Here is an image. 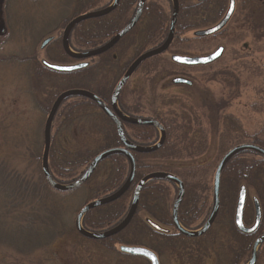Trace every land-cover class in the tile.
<instances>
[{
    "label": "trees",
    "instance_id": "obj_1",
    "mask_svg": "<svg viewBox=\"0 0 264 264\" xmlns=\"http://www.w3.org/2000/svg\"><path fill=\"white\" fill-rule=\"evenodd\" d=\"M106 1L77 0L81 8H77L72 19L106 8L109 5ZM137 2L138 0H121L118 8L110 14L77 25L70 35L71 49L83 53L105 45L129 23L132 7L136 6ZM224 2L225 0H209L205 3L192 4L183 0L176 28L177 37L189 30L203 28L206 21L215 24L222 17ZM68 21L69 19L62 23L61 29H64ZM170 24L171 16L164 8L156 2L149 1L138 25L117 47L119 48L127 39H133L134 44L138 45L137 55L152 44L155 48L159 47L167 39ZM117 47L92 59L91 67L69 74L46 69L37 63V53L17 58L23 63L36 65L31 77L29 75L27 94L34 104L35 111L42 112V119L41 121L35 119V123L29 127L18 118L10 117L6 122L0 121V246L10 248L16 255L32 256L42 253L56 241L72 237L112 255H119L117 246H140L156 253L161 264H164L163 258L172 252L173 255L179 256L178 263L195 264L191 261L194 260V256L187 253L185 248L189 250L193 247L198 248L203 239L208 238L206 236L195 239L183 235L170 237L149 225L148 222L152 221L164 228L172 226V208L179 188L166 179H153L143 187L135 217L118 235L102 240H90L79 235L74 220L76 213H79L78 210L88 202L112 195L127 182L131 164L122 154H115L103 160L92 177L82 187L72 192L53 189L44 177L42 170L44 116H48L57 97L70 90H85L105 102H110L114 88L110 92L101 90L97 81L103 73L114 72L119 68V56L115 53ZM61 54L63 61H73L65 54L62 46ZM161 58L162 56L157 59ZM40 93L45 98V103L38 100ZM119 106L128 116L138 118L139 111L124 102L123 92L119 98ZM154 119L160 122L166 131L165 144L152 153L133 152L137 169L130 189L117 201L88 212L82 222L87 231L101 233L119 225L130 211L134 192L139 183L154 173L170 174L183 182L185 195L179 208V221L183 227L194 230L196 223L205 216V209L209 205L208 184L187 179L191 172L200 168L199 165L184 167L185 161L200 156L203 151L189 154L187 150L179 149L180 146L177 144L182 140L189 143L198 142L196 136L188 140L192 132L190 131L186 132L184 139L185 132L180 133L182 128L176 122L163 121L158 115ZM75 126L87 129L93 136H100L102 145L91 148L74 143ZM11 129H16V132H12ZM123 131L129 142L142 147L153 146L160 136L159 131L151 126L124 123ZM259 144L264 147V143ZM121 147L123 144L114 123L92 100L83 96L70 97L61 103L52 124L50 175L58 184H71L85 174L99 154ZM257 179L264 181V157L259 161L246 159L245 154L233 158L222 176L223 205L229 201L235 206L240 187L245 184L254 187ZM260 196H263L261 201L264 202V194Z\"/></svg>",
    "mask_w": 264,
    "mask_h": 264
},
{
    "label": "rangeland",
    "instance_id": "obj_2",
    "mask_svg": "<svg viewBox=\"0 0 264 264\" xmlns=\"http://www.w3.org/2000/svg\"><path fill=\"white\" fill-rule=\"evenodd\" d=\"M150 1L158 3L172 15V0ZM79 5L81 4L77 0H0V121L6 122L10 117L18 118L24 121L27 127L32 126L35 119L41 121L42 112L35 111L34 104L27 94L29 75L31 77L36 65L23 63L17 58L37 53V63L40 64L42 60L53 63L63 61L61 48L56 43L43 50L41 45L45 39L63 34L62 23L66 19L72 20L77 8H81ZM228 6L229 1L226 0L221 19L225 16ZM136 7L137 5L132 7L131 18L136 12ZM207 23H203L202 30L214 26L211 22ZM195 32L196 30L192 29L182 33L169 53L161 59L148 60L138 71H134L123 91V99L128 106L139 111V117L154 118L158 115L163 121L176 122L181 126L180 133L185 132L184 139L186 132L192 131L190 138L196 136L198 142L189 143L182 140L177 144L179 149H185L189 154L203 151L200 156L185 161L184 167L200 166L198 170L191 172L187 179L208 184L209 205L206 209L210 208L211 213L214 176L223 157L242 144L264 143V0H237V7L230 22L217 35L197 39ZM132 43L134 44L133 39H127L115 50L119 56V68L99 77L97 84L101 90L112 91L123 75L126 65H130L137 56L139 47ZM152 45L144 51L155 47ZM220 46L225 48L222 58L210 65L189 69L171 61L173 55L203 56ZM177 77L192 81L193 86L176 84L173 79ZM37 98L45 103L41 93ZM214 102L221 111L219 115L216 114V108L209 107V104ZM116 104L120 109L118 99ZM46 119L47 116H44L43 127ZM11 131L16 132V129ZM73 135L74 143L80 146L98 148L103 143L100 136L91 135L83 127L75 126ZM244 154L246 159L261 160L260 156L251 152ZM255 196V192L251 190L250 206L253 205ZM74 205L77 206L76 202ZM227 207L234 206L228 204ZM210 213L203 216L194 229H198L203 221L205 223ZM77 215L78 213L74 220ZM228 220V215L224 213L220 219L222 224L214 231L213 237L218 240L215 247L209 245L212 244L211 240L204 243L207 248L205 264H219V255H214V251L208 253L213 248L217 249L215 252L220 256H232L235 244L228 233V227L224 225ZM210 238L212 236L208 239ZM120 247L117 246L118 251ZM199 249L193 247L190 250L194 263L201 260L198 259ZM262 254L264 257L263 251ZM163 259L164 264H176V257L172 254ZM0 264L149 263L144 259L126 257L121 253L108 254L91 244L69 237L56 241L48 250L32 256L16 255L10 248L0 246ZM260 264H264V258Z\"/></svg>",
    "mask_w": 264,
    "mask_h": 264
},
{
    "label": "water",
    "instance_id": "obj_3",
    "mask_svg": "<svg viewBox=\"0 0 264 264\" xmlns=\"http://www.w3.org/2000/svg\"><path fill=\"white\" fill-rule=\"evenodd\" d=\"M173 1H174V14H173V18L171 21L170 32H169V36H168L167 40L158 49L148 51L136 59V61L130 66L128 71L125 73V75L120 80L117 87L115 88L109 105L106 102H104L101 98H99L98 96H96L95 94H93L91 92H88L85 90H70V91L62 93L56 99L55 103L53 104V106L50 110L48 118L46 120L44 131H43L44 152H43V157H42V170H43V174H44V177H45L47 183L53 189H55L57 191L72 192L74 190H77L78 188H80L82 185H84L92 177V175L96 171L99 164L103 160H105L106 158H108L112 155L122 154V155L126 156L128 158V160L130 161L131 172H130V175H129L127 182L123 185V187L110 196H107L105 198H102V199L88 203L78 214L76 221H75L76 230L78 231V233L80 235H82L83 237H85L87 239L102 240V239H106L109 237L116 236L119 233H121L122 231H124L130 225V223L132 222L133 218L135 217V215L137 213V209L139 207V202H140V195H141V191H142L143 187L153 179H166V180H169L173 183H176L179 186V195H178V198L176 199V201L174 203L173 210H172L173 224L180 233H182L183 235H185L187 237H191V238L201 237L208 232V230L212 227V225L214 224V222L218 216V212H219V208H220L221 179H222L223 171H224L225 167L227 166L228 162L230 160H232L234 157H236L237 155L244 153V152H248V151L249 152H256L259 155L264 157V148H262L258 145H255V144H244V145L237 146V147L233 148L232 150H230L223 157V159L221 160V162H220V164L216 170L215 177H214V187H213L214 207H213V211L211 213V216L207 220V222L204 224V226L196 232L186 231L184 228L181 227V225L179 223L178 213H179V208H180L182 201L184 199L185 187H184L183 182L180 181L177 177L170 175V174H166V173L151 174V175L145 177L139 183V185L137 186V188L134 192V197L132 200V205H131L130 211H129L128 215L126 216V218L123 220V222L121 224H119L117 227L107 231L104 234H91L82 228V224H81L82 219L84 218V216L88 212H90L91 210H93L95 208L111 204V203L117 201L118 199H120L122 196H124L128 192V190L130 189V187H131V185L135 179L136 169H137L136 161H135L134 156H133V152L141 153V154L152 153V152L159 150L166 142V131L160 123H158L157 121L152 120V119H141V118L126 117L118 109L116 101H117L121 91L123 90V88L127 84L128 80L130 79L131 75L139 67L140 64H142L143 62H145L148 59H151L153 57H157V56L164 54L171 47V45L174 41V38H175L176 24H177V20H178V14L180 11L178 1L177 0H173ZM199 1H204V0H199ZM230 1H231L230 7H229V10H228L226 16L224 17V19L217 26H215L211 29L197 32L196 36H199V37L210 36L212 34L217 33L218 31H220L221 29H223L226 26V24L229 22L231 16L234 13V10H235L234 0H230ZM118 2H119V0H115L113 6H111L110 8H108L106 10L81 15V16L77 17L76 19H74L67 26L65 33H64L63 47L65 49V52L70 57H72L73 59H76V60L84 61L87 59H91L93 57L100 56V55L110 51L113 47H115L121 41V39L124 38L135 27V25L138 23V21L140 20L142 14H143V10H144L146 0L140 1L138 10H137L135 16L133 17V19L130 21V23L105 46H103L99 49L90 51V52L80 53V54L73 53L72 51H70L68 49L67 38H68L69 32L71 31V29L73 27H75L79 23L87 21L89 19H96V18L103 17V16L110 14L117 7ZM51 41H52V38L47 39L42 44L41 48L42 49L45 48ZM222 51H223V48H220L216 53H214L210 56H207V57H195V58H193V57H185V56H173L172 61L174 63L181 64V65H187V66L206 65V64L213 63L214 61L219 59V57L222 54ZM42 64L47 69H49L53 72H58V73H71V72H75V71H80L82 69L87 68L90 65L89 63L84 62V63H79L76 65L65 66V65H57V64L49 63L47 61H43ZM180 82L183 83L185 81L181 80ZM73 96H83V97L89 98L100 108V110L107 117H109L111 119V121L114 123V125L117 129V133H118V136L120 138L121 143L123 144V147L107 150V151L99 154L92 161L88 170L85 172V174L79 180H77V181H75L69 185H61L52 179V177L50 175V171H49V155H50V149H51V129H52V124H53V121H54V118H55V115L57 113L59 106L61 105V103L64 100H66L70 97H73ZM124 123L132 124V125H140V126H151V127L158 129L161 133V137H160L159 142L152 147H142V146L135 145V144L129 142L124 135V131H123V124ZM246 200H247L246 188L242 187L240 190L239 198H238L235 221H236L237 227L242 232L252 233L257 229V227L260 223L261 212H260L259 204H258L257 200H255L256 207H257L256 222H255L254 226H252L251 228H246L243 224V214H244V208L246 205ZM149 223L157 231H163L162 228L159 227L158 225L152 223L151 221ZM263 242H264V236L260 237L256 241L254 248H253L252 259H251L249 264H255L256 263L257 248ZM126 249H142L143 251L152 253V255L156 257V260L153 261L151 259V257L143 255L142 252L126 251ZM121 252L124 254L130 255V256H133V257L145 258L151 264H159L158 257L154 254V252H152L151 250H149L147 248L124 246L121 248Z\"/></svg>",
    "mask_w": 264,
    "mask_h": 264
},
{
    "label": "flooded vegetation",
    "instance_id": "obj_4",
    "mask_svg": "<svg viewBox=\"0 0 264 264\" xmlns=\"http://www.w3.org/2000/svg\"><path fill=\"white\" fill-rule=\"evenodd\" d=\"M178 1V3H179V6H181V4H183V0H177ZM190 0H187V2H189ZM199 1V0H198ZM207 1H209V0H204V1H199L200 3H204V2H207ZM226 1V0H225ZM114 2H115V0H110V2H109V5L108 6H110V5H112V4H114ZM140 2V0H138V2H137V4ZM146 2H147V0H146ZM229 2H230V0H229ZM120 3H121V0H119V2H118V5H117V7L113 10V11H115L117 8H118V6L120 5ZM235 5L237 6V0H235ZM112 11V12H113ZM78 17V16H77ZM142 18V17H141ZM140 18V19H141ZM67 20V19H66ZM66 20H64V21H66ZM178 20H179V18H178ZM139 23V22H138ZM138 23L135 25V27L138 25ZM177 24H178V21H177ZM126 27V26H125ZM124 27V28H125ZM134 27V28H135ZM123 28V29H124ZM133 28V29H134ZM122 29V30H123ZM132 29V30H133ZM225 29V28H224ZM131 30V31H132ZM130 31V32H131ZM64 32H65V29H64V31H63V34L61 35V36H59V37H56V36H51L52 38H53V41H52V43H56V45H58V47H60L61 48V46L63 45V39H64ZM129 32V33H130ZM220 32H222V31H219V32H217V33H215V34H212V35H210V36H206V37H203V38H207V37H212V36H214V35H217V34H219ZM71 33H72V31H70L69 32V34H68V38H67V41L69 42V40H70V35H71ZM128 33V34H129ZM118 34V33H117ZM116 36V35H115ZM197 39H202V38H198V37H196ZM124 38H122L121 39V41L123 40ZM177 39V38H176ZM120 41V42H121ZM119 42V43H120ZM52 43H50V44H52ZM118 43V44H119ZM118 44L115 46V47H113L110 51H112V50H114L117 46H118ZM221 47H223V46H220V47H218L215 51H213L212 53H215L219 48H221ZM246 47V46H245ZM172 49V47L170 48V50ZM169 50V51H170ZM224 52H225V48L223 47V51H222V54H221V56H220V58L218 59V60H220L221 58H222V56H223V54H224ZM212 53H210V54H212ZM210 54H207V55H203V56H191V57H205V56H208V55H210ZM185 56H188V55H185ZM92 60V59H91ZM91 60H89V63H90V66L89 67H91L92 66V64L93 63H91L90 61ZM217 60V61H218ZM216 61V62H217ZM66 62V61H65ZM64 61H60L59 63H57V64H62V65H66V66H70V65H72V64H75V62L74 61H72V62H70V63H65ZM216 62H213V63H216ZM166 63V62H165ZM213 63H211V64H213ZM143 65V64H142ZM176 65H178V64H176ZM208 65H210V64H208ZM164 66V65H163ZM179 66H182V67H187V68H191V69H194V68H197L196 66H194V67H189V66H186V65H179ZM203 66H206V65H203ZM88 67V68H89ZM199 67V66H198ZM130 68V67H129ZM141 68V65L135 70V71H138L139 69ZM128 71V68L126 69V70H124V72L122 73L123 75L121 76V78L118 80L119 82H120V80L122 79V77L125 75V73ZM174 80V82L175 83H177V80H185V81H187V82H189V83H185V85H188V86H193V82L192 81H189V80H187V79H184V78H174L173 79ZM125 87H126V85H125ZM125 87L123 88V90L121 91V92H123L124 90H125ZM216 104H215V102H214V104H212V103H210L209 104V107L212 109V108H216V110H217V115H219V114H221V111L219 110V108H217L216 106H215ZM228 118H230V117H228ZM193 133H195V132H193ZM188 140H190V135H189V137H188ZM189 142V141H188ZM202 149H204V147H201ZM262 162V161H261ZM245 187H246V192H247V201H246V206H245V208H244V214H243V224H244V226L246 227V228H251L252 226H254V224H255V222H256V218H257V207H256V203H255V200H257V202H258V204H259V208H260V212H261V217H260V223H259V225H258V227H257V229L254 231V232H252V233H244V232H242L238 227H237V225H236V221H235V215H236V205H237V202H236V204H235V206L233 207V208H229V207H227L228 206V204L231 206V203L229 202V201H224L225 202V205H223L224 203L222 202V201H220V209H219V212H218V216H217V218H216V220H215V222H214V224L212 225V227L208 230V232L206 233V234H204L203 236H201V237H198V238H195V239H201V238H204V237H206V236H208V238L210 237V236H212V238H210V239H208V238H206L205 240L203 239V243H201V245H200V247H198V248H200L199 249V255H198V259H201L198 263H195V264H205L204 263V259H205V254L207 253L206 252V250H207V248L205 247V245H204V243L206 242V241H209V240H211L212 241V244H209V245H211V246H214L215 247V245H217V243H218V240H217V237H213V235H214V231L216 230V228H217V226H219V225H221L222 223H220V219L223 217V214L224 213H226L227 215H228V217H229V220L227 221V222H225L224 223V225H225V227H228V233L230 234V236H231V240L232 241H234V244H235V247L233 248V250H232V256H226V255H223V256H220V254L219 253H216L215 252V250H217V249H215V248H213V250L211 249V250H209L208 251V253H210V252H212V251H214V255H219V264H249L250 263V261H251V259H252V253H253V248H254V245H255V243H256V241L260 238V237H262V236H264V232H262V226H263V224H264V202L263 201H261V199H262V197L263 196H260L261 194H264V181H261V180H258L257 179V181H256V185L254 186V187H252V186H249V185H246L245 184ZM251 190H253L254 192H255V194H256V196L253 198V205L252 206H250L251 204L249 203V194H250V192H251ZM238 195H239V192H238ZM250 204V205H249ZM227 211V212H226ZM205 212H206V214H205V216L208 214V213H210V208L209 209H205ZM212 212V211H211ZM210 215H211V213H210ZM210 215H209V217H210ZM208 217V218H209ZM208 218H207V220H208ZM207 220L205 221V223L207 222ZM204 221H203V223H201V226H200V228L199 229H201L203 226H204ZM161 233H164V234H167V235H169L170 237H172V236H178V235H183L182 233H180L177 229H176V227L174 226V224L172 223V226L171 227H168V228H165L164 229V231H161ZM183 236H185V235H183ZM185 237H187V236H185ZM187 238H191V237H187ZM205 247V248H204ZM185 249H187L186 251H187V253L189 252H191L188 248H185ZM264 242L261 244V245H259V247L257 248V259H256V263L255 264H260V262H261V260L264 258L263 257V254H262V251L264 252ZM220 251V250H219ZM156 254V253H155ZM174 254V252H172V255ZM157 255V254H156ZM175 257H176V264H180V263H178L179 262V256L178 255H174ZM158 257V256H157ZM158 260H159V258H158ZM185 261L187 262L188 261V259H185ZM191 261H194V260H191ZM159 264H161V262H160V260H159Z\"/></svg>",
    "mask_w": 264,
    "mask_h": 264
},
{
    "label": "snow or ice",
    "instance_id": "obj_5",
    "mask_svg": "<svg viewBox=\"0 0 264 264\" xmlns=\"http://www.w3.org/2000/svg\"><path fill=\"white\" fill-rule=\"evenodd\" d=\"M126 251H137V252H142L143 255L151 257V259H152L153 261L156 260V257L153 256L152 253H150V252H146V251H143L142 249H126Z\"/></svg>",
    "mask_w": 264,
    "mask_h": 264
}]
</instances>
